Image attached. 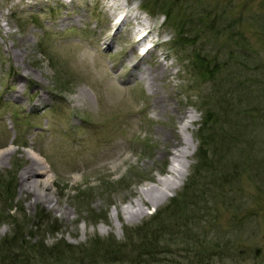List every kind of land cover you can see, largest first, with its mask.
I'll return each instance as SVG.
<instances>
[{
	"label": "rangeland",
	"instance_id": "obj_1",
	"mask_svg": "<svg viewBox=\"0 0 264 264\" xmlns=\"http://www.w3.org/2000/svg\"><path fill=\"white\" fill-rule=\"evenodd\" d=\"M133 1L115 0L133 15L126 23L107 0H0V148L15 149L0 158V264H18L14 254L31 264H264V0H190L179 28L155 0ZM196 9L210 17L197 23ZM144 19L143 46L134 24ZM195 53L217 63L215 78L194 72ZM160 63L167 72L152 80ZM184 110L195 149L183 183L127 217L136 192L166 174L174 137H164ZM199 134L211 137L198 160ZM27 149L52 177L51 203L28 190ZM181 193L188 205L169 210ZM96 242L120 253L87 255Z\"/></svg>",
	"mask_w": 264,
	"mask_h": 264
},
{
	"label": "bare ground",
	"instance_id": "obj_2",
	"mask_svg": "<svg viewBox=\"0 0 264 264\" xmlns=\"http://www.w3.org/2000/svg\"><path fill=\"white\" fill-rule=\"evenodd\" d=\"M108 6L111 10V16H122L119 18V21H123V19L128 17H132L133 15L124 12L122 8H124L123 3H116L115 0H107ZM118 28L120 25L117 26ZM146 31V33H145ZM145 33V34H144ZM142 34V36L140 35ZM152 30L151 25L148 23L146 19L143 21L137 22L134 26V37L140 35L139 39H134L135 43L144 44L145 41L151 36ZM134 52V46L130 47V54ZM148 53V50L146 51ZM147 56H142L139 59H134L133 57H129L128 61L132 64V67L138 66L142 61L146 60ZM140 72H143L140 69ZM134 72L135 76L141 77V73ZM167 72V68L163 64H157L150 69L148 75H151V79L158 78V76L165 75ZM148 87L151 93H155V90L151 86V82L148 83ZM157 98L162 101L164 104V97L162 95H158ZM167 101V100H166ZM170 100H168L166 106L171 107ZM164 104V106H165ZM193 113L184 110L177 116V123L179 126L171 125L167 128L168 132L164 137V141H167L168 137H174V141L171 142L168 149H164L162 155H170L171 160L169 163V167L166 171V174L155 180L150 185H144L137 192V196L133 200H129L128 203L121 209V212L125 213L127 217L132 214L143 215V205L149 204H157L159 201H164L170 196V192L174 191L178 186H180L187 173L191 163L190 158L192 157L195 149V145L192 140L185 141L182 136L181 131H186L190 127L189 119H193ZM168 133V134H167ZM15 149L12 147V144L9 143L4 148H0V158L3 155L10 154ZM26 155L29 160L32 161V166L25 169L23 173L24 180L30 179L28 184V190L32 191L36 198L42 199L49 203L53 202L54 195L50 193L52 187V177L47 174L46 167L43 166L42 160L40 156L32 150H25Z\"/></svg>",
	"mask_w": 264,
	"mask_h": 264
},
{
	"label": "trees",
	"instance_id": "obj_3",
	"mask_svg": "<svg viewBox=\"0 0 264 264\" xmlns=\"http://www.w3.org/2000/svg\"><path fill=\"white\" fill-rule=\"evenodd\" d=\"M155 1L157 2V4H159L158 7L160 8L161 13L165 16V19L168 20V21L170 20L171 21V24H172V26L174 28H179L181 26H184V24H186V21H184V20L182 21V18L185 17L186 13H188L189 16H190V18H191L190 7H189V4L191 3L190 0H182L180 2L181 4H178V3L175 4V2L177 0L176 1L175 0L174 1L165 0V1H162V2H159L158 0H155ZM171 2H173V4H171ZM143 9L144 10H151L150 7L145 6V5L143 6ZM196 10H197L196 11L197 13L200 12L199 15H201V18H202V19H200V18L197 17V19H196L197 20V23H199V22L201 23L202 20H204L207 16H208V18L210 17V14L205 12L206 9L205 10H201V11H199L198 9H196ZM180 14H182V17H181ZM236 20L237 21H240V18H238ZM213 21L214 20H212V23H213ZM205 27L207 29H210V26H208L209 28L207 26H205ZM183 33H185V32H181L180 31L179 32V35L181 36ZM184 40H185V37H181V38L178 39V41L180 43H182V44L185 43ZM192 57H193V60H194V62L196 64L195 67L193 66V69H194V72L197 75L203 76V77L207 78L208 80H211V79L215 78L216 75L218 74V72L220 71V69L216 67V64L217 63H215L213 60L208 61L206 59V55H200L199 53H195V54L192 55ZM224 69H225V67H224ZM257 81L258 80H256V82ZM256 99H258V97ZM231 107H234V106H231ZM210 115H211L210 111L207 110L206 115L204 116V122L205 123L211 122ZM198 137H199V140H200V145H199L198 150H197V153H196V158H198V160H199V156H204V154H205L204 153L205 150H203L202 147L207 146L208 141H209L211 135H210V137H207V136L205 137V136H201L199 134ZM199 153H200V155H199ZM255 163L259 165L260 161L259 160L258 161L255 160ZM199 168H200V164L197 165V166H195V168H194V171L195 172L194 173H197L198 170H199ZM8 189L13 192L14 191V185L13 184L12 185L10 184L8 187L5 186V191H7ZM187 189H190V186H187L185 190H187ZM200 190H201L200 187H198V188L195 189V191H197V192H199ZM180 196L181 197L184 196L182 200H179V198H173L171 200L172 204L170 202L169 205H168V209L169 210H171V206H174L176 208H180L182 210L184 207H186L188 205L187 204L188 202L185 201V195H183L181 193ZM169 216H171V211L168 214V217H165V219L163 217H161L160 215L157 214V215L153 216L150 219V222H155L156 224L159 225L161 222H166L167 219L170 218ZM140 229L143 230L144 227L137 228V230L139 231L138 234L140 233ZM12 240L13 239H11L10 241H12ZM5 241H4V243H5ZM1 242H2V240H1ZM150 246H152V247H150ZM155 246H156V244L149 245V247L147 245L146 246L143 245L142 250H144V251L147 252L150 249H154ZM55 249H56V245H54L53 247H51L49 249V253H51L53 251H56ZM109 249H110V246H108L106 244H102V243H97L96 242L95 244H91L90 245L89 251H87L86 254L87 255L89 254L92 257L93 256H101V257H103V256H105V254H107L109 252L108 251ZM116 249L117 250L113 251V253H115V254L118 253L119 254L120 253V246H117ZM63 251L65 252V249H63ZM111 253H112V251L109 252V254H111ZM10 258H12L13 261L18 262V264H31L32 263V261H30L29 258H25V259H22V260L21 259H18V256L16 258V255L15 254L12 257L10 256ZM15 259H17V261ZM55 259L58 260V264H62L60 262V260H61L60 258H55ZM135 263H138V262H135Z\"/></svg>",
	"mask_w": 264,
	"mask_h": 264
}]
</instances>
